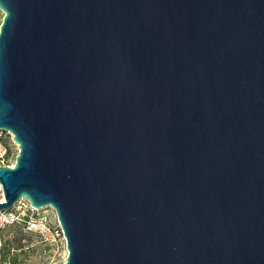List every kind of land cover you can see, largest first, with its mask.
Here are the masks:
<instances>
[{
  "label": "water",
  "instance_id": "obj_1",
  "mask_svg": "<svg viewBox=\"0 0 264 264\" xmlns=\"http://www.w3.org/2000/svg\"><path fill=\"white\" fill-rule=\"evenodd\" d=\"M9 210L59 264H264V0H0Z\"/></svg>",
  "mask_w": 264,
  "mask_h": 264
},
{
  "label": "built area",
  "instance_id": "obj_2",
  "mask_svg": "<svg viewBox=\"0 0 264 264\" xmlns=\"http://www.w3.org/2000/svg\"><path fill=\"white\" fill-rule=\"evenodd\" d=\"M2 15L4 13L0 10ZM14 135L5 129H0V166L13 167L19 145L13 140ZM5 202V193L0 182V201ZM21 225L25 231L37 234L49 247L63 249L65 261L68 250L67 240L56 211L50 206L34 208L30 201L21 197L9 210H0V264H9L5 257L6 239L4 230L9 225Z\"/></svg>",
  "mask_w": 264,
  "mask_h": 264
},
{
  "label": "rangeland",
  "instance_id": "obj_3",
  "mask_svg": "<svg viewBox=\"0 0 264 264\" xmlns=\"http://www.w3.org/2000/svg\"><path fill=\"white\" fill-rule=\"evenodd\" d=\"M2 19L0 12V24ZM4 235V253L9 264H57L65 257L63 249L47 246L37 234L25 231L21 225L7 226Z\"/></svg>",
  "mask_w": 264,
  "mask_h": 264
}]
</instances>
